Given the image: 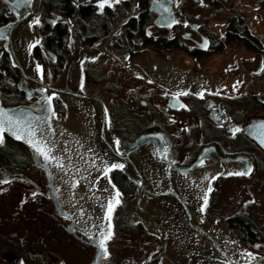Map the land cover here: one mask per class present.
<instances>
[{
  "label": "flooded vegetation",
  "instance_id": "obj_1",
  "mask_svg": "<svg viewBox=\"0 0 264 264\" xmlns=\"http://www.w3.org/2000/svg\"><path fill=\"white\" fill-rule=\"evenodd\" d=\"M167 1L173 9L170 17L164 18L168 11L151 9L150 0H119L113 6L105 5L103 11H97L96 0H32L31 7L37 10L41 21L31 26L30 43L39 41L29 51L35 66L25 59L17 47L18 42L16 51L20 64L13 65L0 38V101L3 105L34 100L28 99L26 92L18 87L23 68L40 78L36 69L39 63L43 82L63 86L68 82L71 68L68 57L75 47L97 46L100 50L93 55L97 57L95 60L82 59L83 88L81 79L78 86L70 84L71 87L102 98L110 129L120 144L125 145L138 134L153 130L166 133L170 140L167 156L157 154L165 159L167 168L157 166L152 158L154 153L148 149L133 167L131 165L132 176L124 172V167L112 169L105 176L119 189L121 200L112 214L114 234L107 241L108 257L97 256L96 246L82 232L70 228L68 218L59 216L56 211V216L50 218L52 214L41 209L37 222L26 217L23 223L14 224L9 235L13 243L17 240V248L15 245L10 248L5 242L2 245L8 258H14V264H92L94 261L95 264H131L129 256L113 252L109 246L119 230L124 234H128L127 230H136L153 243L150 252L159 253L145 264H224L219 252H226L234 260L249 261L231 254L242 250L257 253L254 259L264 264V228L256 219L244 214L225 218L219 215L221 195L217 191L225 175L215 180L211 178L221 169L216 170L207 183L193 185L169 170L167 163L172 160L188 166L203 146L214 145L222 155L245 154L252 160L254 167L250 174L230 175L249 178L257 171H264V149L250 137L251 134L264 136V126L257 123L264 120V69L257 71L264 63V0ZM222 16L225 19L220 24ZM13 19L6 3L0 0V20H3L0 25ZM171 19L177 23L169 27ZM53 20L56 23H52ZM185 20L187 24L183 23ZM205 37L206 48L201 47ZM240 51L245 59L242 63ZM247 57L255 58L256 64L245 68ZM106 61L117 65L119 75L118 90H111L112 103L86 87L87 83L102 80L100 64ZM63 73H67V80L60 83L59 76ZM254 76L257 81L249 88ZM236 81L242 83L233 88ZM123 86L127 91L124 95ZM201 88L206 90L205 94L196 96L194 93ZM209 88L212 91H207ZM184 89H188L187 94ZM174 92H179V97H173ZM176 100L181 106H173ZM54 105L58 115L65 118L67 108L58 96L54 98ZM234 126L239 128L235 134ZM3 135L4 140L11 139ZM120 152L126 151L120 149ZM24 167L21 171H28ZM101 170L100 167L99 173ZM6 172L9 171L0 173V178L9 180L15 176ZM99 173L91 175L94 178V181L89 180L91 185H95ZM209 182L212 191L207 193L209 201L202 211L200 206ZM177 192L192 204L198 220L216 235L220 249L213 248L192 228L190 219L181 214L175 203ZM239 215L240 221L236 217ZM226 233L231 239L223 236ZM69 246L71 248L67 249Z\"/></svg>",
  "mask_w": 264,
  "mask_h": 264
},
{
  "label": "water",
  "instance_id": "obj_2",
  "mask_svg": "<svg viewBox=\"0 0 264 264\" xmlns=\"http://www.w3.org/2000/svg\"><path fill=\"white\" fill-rule=\"evenodd\" d=\"M3 1L8 6L9 11L14 15V19L0 25V38L4 40V47L10 55L12 64L16 66L20 64V58L16 51L15 39L19 38L23 30H29L31 33V21L37 18L38 13L37 10H33L31 4L26 3L25 0ZM150 2L151 9H166L165 11L168 12L164 18L170 17L171 11L168 9H173V6L170 2L167 0H159L158 3L154 2V0H150ZM39 3L40 1L38 2L37 8L39 7ZM161 5H167V7H162ZM18 87L26 92V97L28 99L34 98V100L29 103H19L14 105H3L0 101V107L9 109L10 114L12 115L21 113L27 115L25 110H28L32 112L35 117H38L39 120L42 121V123H39L38 126L41 129L46 128L49 130L46 137V142L55 144V148L52 149V153L57 156L61 150V135L59 125H64L61 122V117L58 115L55 109L54 98L56 96L62 100V103L66 106V108V100L69 98H75L82 105L85 104L84 108H90L92 112V124L94 126L93 132L91 133L94 144H96L98 148L103 149V151L106 152L107 156L110 158L112 157L116 159V162L124 164L123 170L129 176L133 175L131 173V163H133L132 155L134 153L141 154L144 151L142 146L148 143H155V145H153L156 148L155 154L160 155V151L158 150L163 149L165 144H169L170 140L166 133L157 130L145 131L138 134L133 140H127L125 145L119 144V148L125 150V153L120 151L117 152L115 143L116 136L115 133L110 129L106 105L100 97L94 94L85 93L79 89L76 90L72 88L68 82H65L63 86L60 84L49 85L48 83L43 82L35 74H31L26 68H23V77L19 82ZM41 88L45 89L46 91L40 92L39 90ZM52 92L56 93V96H54L51 101L52 109L54 110L55 115H52V112L49 111L47 106H40L42 103L46 105V102L42 101L41 98L51 94ZM3 134L17 142L22 143L31 151L34 161L45 173L48 194L51 197L52 205L57 214L61 217L68 218L69 227L82 232L90 240V242L96 246V252H100L98 244L94 243L93 241L99 238V219L103 218L105 206L103 209H101L99 204L95 201L90 202L89 200L82 198V201L80 202L76 195H71L69 197V194L65 189L66 187L63 185L64 181H62L61 176L59 178V166H57L56 163L52 161H45L41 155L36 153V151L27 143L26 140L19 139L18 135H13L7 130V128L4 129ZM259 136L260 135L257 134L250 135V137L257 141L264 149V144L260 142ZM201 159L204 160V163H197V161ZM167 163L169 170L178 173L180 177L186 180H190L193 185L203 184L209 174L214 170L216 171L221 169L220 173L222 174L224 172L235 174L241 168L246 167L248 163H251L254 167L252 160L247 155H222L217 151L214 145L203 146L196 159L188 166L178 165L172 160L170 162L167 161ZM226 166L230 169L226 170ZM90 169L91 173L93 170H95L94 168ZM71 180V187L76 188V183H79L77 175L74 177L71 176ZM174 197L175 203L180 208L181 214L186 217V219H190L192 228L198 234L203 236L213 248L220 249L221 246L218 238L210 231L206 224L198 220L197 211L194 209L192 204L184 200L178 192L175 193ZM105 224H107V220H105ZM89 232H92L91 236L88 235ZM219 254L224 260H229L231 264H253L252 260H234L226 252H219ZM94 262L92 264H95ZM258 263L259 260L257 258L254 259V264Z\"/></svg>",
  "mask_w": 264,
  "mask_h": 264
},
{
  "label": "rangeland",
  "instance_id": "obj_3",
  "mask_svg": "<svg viewBox=\"0 0 264 264\" xmlns=\"http://www.w3.org/2000/svg\"><path fill=\"white\" fill-rule=\"evenodd\" d=\"M214 8V7H213ZM250 19L252 17L249 14ZM225 16H222L220 24L224 23L223 20ZM31 33L33 32L32 27L30 28ZM244 55L240 51V62L244 61ZM229 60V58H227ZM256 59L253 57L246 58L245 68L248 66H254L256 64ZM225 63V62H224ZM102 80L95 84L87 83L86 87L91 90L96 91L99 95L106 98L107 100L112 101V91L118 90V69L115 63L106 61L100 64ZM183 68H180V73H183ZM194 77V76H193ZM198 80H201V77L197 76ZM257 81V77L249 82V88L252 87V84ZM242 86H240V90ZM121 93L127 94L126 88L123 86ZM110 101V103H112ZM60 116V115H59ZM61 117V116H60ZM87 118V116H86ZM88 120V118H87ZM61 122L63 125L67 123L66 117H61ZM89 131V130H88ZM95 166V163L91 167ZM28 171H16L11 168H7L4 165H0V173L8 170V173L15 174L14 177L2 179L0 178V264H14V258L11 256L8 258L6 255L7 252H3L4 248L3 243L10 248H14L17 240H14L9 235L13 232L12 228L14 224L20 223L24 218H32L39 220L41 217L38 214L39 210H44L52 214L50 218L55 217V210L52 208L51 197L48 194L46 176L43 170L34 162L26 166ZM25 168V167H22ZM7 173V172H6ZM7 173V174H8ZM16 173L18 176H16ZM215 173V170L212 171L207 179L204 181V184L207 183L209 178ZM22 175V176H21ZM84 180H92L84 178ZM77 185L80 183H76ZM264 171H257L249 178H241L233 175H225L220 179L217 193L221 195V203L219 208V215L224 218L227 216L235 214H244L251 218H255L256 221L264 228ZM36 188V189H34ZM35 192L36 196L33 197L30 195ZM91 199V198H90ZM24 201L21 203V201ZM94 200H90L92 202ZM245 201H250V203H245ZM50 215V214H49ZM23 223V222H21ZM128 234H124L122 230L117 231V236L114 240L109 242L113 252L126 254L132 259L131 264H145L149 257L156 256L159 252H150L154 248L153 243L147 239H144L142 234H139L138 231L127 230ZM36 232H39L36 230ZM4 235V236H3ZM229 235V236H227ZM234 236L233 234H231ZM225 238H230V234L226 233L223 235ZM38 237V236H37ZM231 239V238H230ZM233 240V239H232ZM29 242V239L28 241ZM203 243L202 241H200ZM199 242V245L201 244ZM32 244V242H30ZM233 244V243H232ZM29 244H27L28 247ZM236 245V242H234ZM238 248L240 249V241H238ZM17 248V245H15ZM6 247V246H5ZM69 246L67 249H70ZM91 252L92 248H89ZM240 251V250H239ZM232 255L238 256L239 259H248V252H231ZM9 259H7V258ZM240 261V260H239ZM205 263V262H203Z\"/></svg>",
  "mask_w": 264,
  "mask_h": 264
},
{
  "label": "bare ground",
  "instance_id": "obj_4",
  "mask_svg": "<svg viewBox=\"0 0 264 264\" xmlns=\"http://www.w3.org/2000/svg\"><path fill=\"white\" fill-rule=\"evenodd\" d=\"M31 35L32 34L29 32V30H23L19 38L15 39V47L16 42H18L17 47L20 51H22L25 59L31 66H35V62L32 59V56L29 52L30 49L28 47L31 42ZM99 50L100 49L97 46L91 48H81L76 46L73 54L68 57L69 63L71 62V68L67 77L68 80L66 79L67 73H63L61 76H59L60 83H63L67 80L69 84H75L78 86L82 73V59L84 57H91L97 54ZM66 104L67 123L64 126L59 125L61 135V150L58 156L63 159V166H59L58 169L59 178L61 176L62 181H64L63 185L66 187L65 189L68 192L69 197L71 195H76L80 202L82 201V198H85L89 201L92 199L99 204L101 209H103L104 206L106 207L107 198L115 191L112 188V184L109 183V179L107 180L108 177L105 178V176H102L99 180H96L94 183V188L92 186L93 183L91 185L89 183L90 181L84 180V178H92L93 176L91 175L98 174L100 171V167H98V165H101L103 162L111 163L112 161L110 160V157L107 156L106 152L103 151V149L98 148L97 145L94 144L93 136L91 134L93 132L94 126L92 124V112L90 108H84L85 104L83 103L84 105H82L75 98L67 99ZM153 145H155V143L145 144L142 146V149L145 151L152 149L154 153L152 158L156 162L157 166L160 168H167L165 159L159 158V156L157 157V154H155L156 148ZM141 154L134 153L132 155V167L134 166V162L140 158ZM94 163L95 166L91 167ZM90 168H94L95 170H93L91 173ZM225 168L226 170L230 169L227 166ZM64 169L67 170L65 171ZM76 175L80 184L74 188L71 187V176L74 177ZM92 180L94 181V178Z\"/></svg>",
  "mask_w": 264,
  "mask_h": 264
},
{
  "label": "snow or ice",
  "instance_id": "obj_5",
  "mask_svg": "<svg viewBox=\"0 0 264 264\" xmlns=\"http://www.w3.org/2000/svg\"><path fill=\"white\" fill-rule=\"evenodd\" d=\"M26 3L31 4L32 0H25ZM119 0H96V3L98 5L97 11H103L105 5H109V6H113L114 4L118 3ZM154 2H159V0H154ZM179 2V0H177V3ZM201 3H203V0H201ZM162 7H167V5H161ZM169 11H171V9H168ZM41 23L39 17H37L36 19L31 21V24H35V25H39ZM52 23H56L55 20L52 21ZM177 23V21L175 19H171V23L169 24V27H171V24H175ZM183 23L187 24L188 21L185 20L183 21ZM194 27H198V25H194ZM185 35H188L187 33H185ZM39 41H34L33 43H30L28 45L29 49H31L33 47L34 44H38ZM201 47H208V40L205 37L203 43L201 44ZM97 57L96 56H91V57H86L85 59H89V60H95ZM81 63L83 64V61H81ZM36 69L37 71L40 73V78H43V71H42V66L37 63L36 64ZM264 69V63H261L260 68L257 69V71H260ZM136 75H140V73H136ZM239 83H242V81H236L234 82L233 88H235V86ZM81 87L83 88V77H81ZM221 87H227L225 85H222ZM40 92H45L46 90L41 88L39 90ZM205 89L201 88L200 91L194 93L196 96H203L205 94ZM207 91H212V89H207ZM185 94H187L188 89H184ZM173 97H179L180 93L179 92H174L171 94ZM56 96L55 92H52L51 94H48L44 97H42V101L46 102V105L44 103L40 104L41 107H45L47 106V108L49 109V111L52 112V115H55L54 110L52 109V105H51V101L52 98ZM173 106H181L180 102L178 100H176L173 103ZM183 107H187V105H182ZM25 112H27V115H24L23 113L21 114H17V115H12L10 114V110L0 107V144H2L4 142V129L7 128V130L9 132H11L13 135H18L19 139H23L26 140L27 143L36 151L37 154L41 155L45 161H52L54 163L57 164V166L62 167L63 166V159L55 154L52 153V149L55 148V144L51 143V142H46V137L48 134V129H41L38 124L42 123V121L39 120L38 117H35V115L28 111L25 110ZM259 125L264 126V120L262 121H258L257 122ZM239 130L238 126H234V128L232 129L233 134H235L237 131ZM160 135V134H157ZM260 142L262 144H264V136L259 137ZM115 143L117 145L116 147V151L119 152L120 148H119V138H116ZM160 151V154L162 156H167V151H168V145L165 144L163 146V149L158 150ZM197 163L199 164H203L204 160L201 159L199 161H197ZM98 167H101V172L99 173V175L96 177L97 180L100 179L101 176H107L110 171L112 169H122L124 167V165L122 163L119 162H103L101 165H98ZM65 171L67 169H64ZM253 170V166L251 163H248L246 165V167L241 168L237 173L235 174H250ZM222 173L217 172L214 176H212V180H215L218 176H220ZM224 175H229V174H233V173H228V172H224ZM78 182V181H77ZM109 183L112 184V188L115 190L111 196H109L107 198V203H106V207L104 210V214H103V218H100V222H99V238L94 240V243H97L100 249V252L97 253V255H103L105 257H108L110 255L109 250H108V244L107 241L110 240L113 236V230H112V214L114 209L116 208L117 205H119L121 203L120 200V191L119 189L116 187V185L114 183L111 182V179L109 178ZM93 187H95V185H93ZM0 191H4V189H0ZM212 191V185L211 182H209V186L207 189H205V194L203 196V203L201 204V210L203 211L206 207V205L208 204L209 201V197L208 194L209 192ZM30 195H32L33 197L36 196V193L33 192ZM24 201L22 200L21 203H23ZM245 203H250V201H245ZM105 220H107V224H105ZM88 235H92V232H89ZM257 247H259V245H257ZM242 251H248V250H242ZM257 256V253L254 252H248V259L253 261L254 264V258ZM149 259H151V257H149ZM21 264H23V262H21ZM61 264H63V262H61ZM224 264H231V262L229 260H225Z\"/></svg>",
  "mask_w": 264,
  "mask_h": 264
},
{
  "label": "trees",
  "instance_id": "obj_6",
  "mask_svg": "<svg viewBox=\"0 0 264 264\" xmlns=\"http://www.w3.org/2000/svg\"><path fill=\"white\" fill-rule=\"evenodd\" d=\"M3 20H0V24ZM34 160L30 150L22 143L6 139L0 144V165L12 170L21 171L22 167L33 164ZM240 221V215L236 216Z\"/></svg>",
  "mask_w": 264,
  "mask_h": 264
}]
</instances>
